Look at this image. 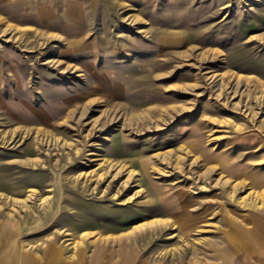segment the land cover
<instances>
[{"label": "rangeland", "instance_id": "374dc122", "mask_svg": "<svg viewBox=\"0 0 264 264\" xmlns=\"http://www.w3.org/2000/svg\"><path fill=\"white\" fill-rule=\"evenodd\" d=\"M3 1L15 264H264V0Z\"/></svg>", "mask_w": 264, "mask_h": 264}, {"label": "crops", "instance_id": "0c3cea01", "mask_svg": "<svg viewBox=\"0 0 264 264\" xmlns=\"http://www.w3.org/2000/svg\"><path fill=\"white\" fill-rule=\"evenodd\" d=\"M4 1L3 0H0V7H2V3ZM68 10V9H67ZM66 10V12H68ZM67 14V13H66ZM225 159V160H224ZM221 167H222V170H225V171H228V172H231L233 173V166H231V164H229L226 156H222L221 157ZM226 161V169H224V163ZM264 179V178H263ZM264 181V180H262ZM259 225H264L263 221L261 223H259ZM259 225L257 226L259 228ZM262 229V228H261ZM0 255L1 254H5L4 258H0V264H15V255H16V251H17V248L18 246L14 243V242H10L8 241V238H9V235H8V229L5 228V227H0ZM228 234V233H226ZM239 236H231L230 235V239H229V243L224 247V250H223V259L225 260V262H227L226 264H235V259L236 257L234 256V253H236V250H241L242 252H249L250 250V244L248 243H241L242 245L241 246H238L237 244L236 245H233V240L234 238H238ZM247 244V245H246ZM234 256V258H233ZM226 257V258H225ZM24 264H30L29 260H27V258H25V261H23ZM44 264H55V261L53 260V263L51 262H46Z\"/></svg>", "mask_w": 264, "mask_h": 264}, {"label": "bare ground", "instance_id": "6f19581e", "mask_svg": "<svg viewBox=\"0 0 264 264\" xmlns=\"http://www.w3.org/2000/svg\"><path fill=\"white\" fill-rule=\"evenodd\" d=\"M225 160V159H224ZM224 169H226V161H225V163H224ZM154 188H156V186L154 187ZM158 189V188H157Z\"/></svg>", "mask_w": 264, "mask_h": 264}]
</instances>
